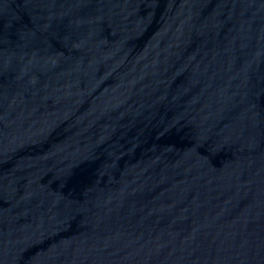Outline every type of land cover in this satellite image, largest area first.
I'll return each instance as SVG.
<instances>
[{"label":"water","instance_id":"obj_1","mask_svg":"<svg viewBox=\"0 0 264 264\" xmlns=\"http://www.w3.org/2000/svg\"><path fill=\"white\" fill-rule=\"evenodd\" d=\"M0 264H264V0H0Z\"/></svg>","mask_w":264,"mask_h":264}]
</instances>
